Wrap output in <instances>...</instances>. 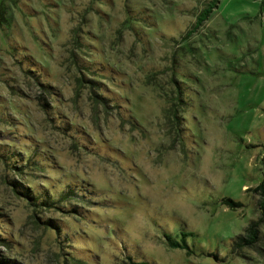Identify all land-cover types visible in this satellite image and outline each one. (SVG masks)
<instances>
[{
    "label": "rangeland",
    "instance_id": "rangeland-1",
    "mask_svg": "<svg viewBox=\"0 0 264 264\" xmlns=\"http://www.w3.org/2000/svg\"><path fill=\"white\" fill-rule=\"evenodd\" d=\"M207 1L0 0V257L264 264V223L232 244L260 213L264 0H217L181 38ZM10 181L68 198L32 208Z\"/></svg>",
    "mask_w": 264,
    "mask_h": 264
},
{
    "label": "trees",
    "instance_id": "trees-1",
    "mask_svg": "<svg viewBox=\"0 0 264 264\" xmlns=\"http://www.w3.org/2000/svg\"><path fill=\"white\" fill-rule=\"evenodd\" d=\"M217 0H209L205 4L204 7H202L197 14L194 17V21L191 24V29L187 30L181 38H187L197 27H199L202 22L206 19L207 15L209 14L210 10L214 6V3ZM173 77V75H172ZM76 85L78 88H76V92L79 91V88L85 86L86 88H89V91L92 95V102L97 106L99 102L97 101V97L99 95L94 94L93 92H97V85L95 82L94 78H88V77H83V76H77L76 79ZM171 81L174 84V94L172 97L171 103L166 107V117L171 124L176 125L177 119H178V108L181 107V105L185 104V100L183 99L182 91L180 90V86L178 84V80H175L173 77ZM87 82V84H84ZM92 85V87H91ZM96 98H95V97ZM103 101V100H102ZM103 104V102H101ZM10 185L12 186V190L20 197L24 198L27 204H29L32 208L35 207H55V204L53 203H58L61 201H64V199L68 198L67 195L64 193H61L58 199H55L51 196L50 193H35L33 192L31 188H29V184L24 186V188L14 186L15 183L13 181L9 182ZM252 191L258 196L256 205L258 210H260V213L256 219L250 220L249 223L243 228L242 233L236 235L233 239V245L237 246H254L258 243V241L261 239L258 235V226L260 223H264V176L261 178L259 183L252 188ZM47 194V195H46ZM51 198H50V196ZM225 203L230 204L231 206L237 205L235 202L230 201L229 199H224L223 200ZM69 212V211H68ZM36 218V216H35ZM37 219V218H36ZM38 222L43 223L44 225L48 227L54 228L55 226L51 223L49 219H44L41 220L38 218ZM55 229V228H54ZM56 230V229H55ZM184 235V234H183ZM164 241L165 244L169 247H177V248H183L185 246V243L183 242V239L181 242H178L177 240L173 239L171 236L164 234ZM3 241V238L0 237V242ZM264 252V249L262 250ZM11 260L5 258V257H0V264H10ZM128 264H149L146 261L143 260H129Z\"/></svg>",
    "mask_w": 264,
    "mask_h": 264
},
{
    "label": "flooded vegetation",
    "instance_id": "flooded-vegetation-1",
    "mask_svg": "<svg viewBox=\"0 0 264 264\" xmlns=\"http://www.w3.org/2000/svg\"><path fill=\"white\" fill-rule=\"evenodd\" d=\"M264 256V255H263Z\"/></svg>",
    "mask_w": 264,
    "mask_h": 264
}]
</instances>
